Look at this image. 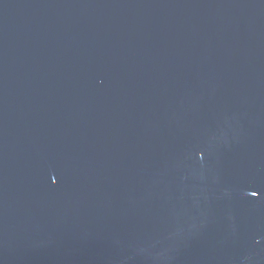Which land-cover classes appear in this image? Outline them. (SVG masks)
<instances>
[{
	"label": "water",
	"instance_id": "1",
	"mask_svg": "<svg viewBox=\"0 0 264 264\" xmlns=\"http://www.w3.org/2000/svg\"><path fill=\"white\" fill-rule=\"evenodd\" d=\"M0 264H264V0H0Z\"/></svg>",
	"mask_w": 264,
	"mask_h": 264
}]
</instances>
